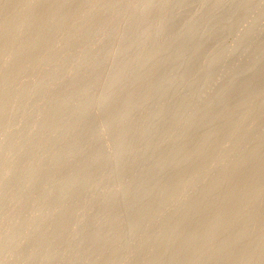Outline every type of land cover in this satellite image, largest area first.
<instances>
[{
	"label": "rangeland",
	"instance_id": "obj_1",
	"mask_svg": "<svg viewBox=\"0 0 264 264\" xmlns=\"http://www.w3.org/2000/svg\"><path fill=\"white\" fill-rule=\"evenodd\" d=\"M178 1L0 0V108L5 110H1L3 116H0V251L3 250L4 254L0 252V264H35V258L36 264L43 260L42 264H153L154 261L163 264L165 257L167 264H174L167 257L169 251H165L172 249L170 252L174 256L177 253L175 246L179 243L182 247V238L189 240L191 237L196 239L195 242L192 238L190 242H183L190 245L194 242L195 245L197 241L195 252L191 249L192 244L189 254V245L186 250L185 244L187 254L182 250L178 251L179 257L175 254L177 258L174 260H179V263L195 264L194 258L196 261L198 258L194 255H203L196 252L198 249L209 255L210 251L216 253L226 246L227 252L222 253L223 257L213 255L216 257L214 259L208 256L205 259L210 260L202 264H231L227 263L228 259L235 260L232 264H264V0H197L201 5L196 4V0H180L183 5ZM179 4L181 7L186 4L187 7L180 8ZM145 6L150 10L145 8L144 12ZM230 6L234 7V12ZM171 16H175L177 21ZM215 16L217 20H214ZM164 20L173 23V28L176 25L175 28ZM163 22L168 24L167 27ZM229 22L228 26L226 23ZM161 23L165 29L170 28L165 35ZM159 27L163 32L159 31ZM205 29H209V33L212 29L216 30L212 32L213 36L210 34L214 40L210 39ZM220 29L223 31L220 32ZM216 35L218 37L215 39ZM206 36H209L208 40H205ZM171 39L174 43H171ZM201 39L204 46L198 42ZM260 44L263 45L259 51ZM230 47L233 49L231 52ZM191 50L192 53L196 51L197 56ZM242 50L244 52H240ZM210 60L213 61L212 65ZM208 64L211 66L208 67ZM195 65L199 67L198 73ZM186 67L190 70L187 71ZM193 67L195 72L192 71ZM184 81L185 86L181 83ZM244 97L249 99L245 98L246 101L242 102ZM213 99L221 102L216 105L213 102L217 101ZM209 103L212 108L208 110V106H205ZM4 104L8 107H4ZM160 113L159 117L154 118ZM216 115L213 120L218 121H213ZM210 117L211 122H208ZM37 129L42 131L38 132ZM143 134H146L145 139L142 138ZM121 138L125 139L124 143ZM118 140L122 142L120 145ZM142 140L145 142L144 149L141 147L144 145ZM159 142H162L161 145ZM147 143L151 144L149 148H146ZM204 143L208 146L202 154L201 146ZM76 146H79V150L75 149ZM124 149L128 154L121 156L124 157L122 160L120 151L123 150L121 155H124ZM142 155L148 158L139 164ZM139 157L141 159H137ZM179 157L181 162L177 161ZM188 157H191L190 161L186 162ZM56 159L66 162L63 164ZM216 160L220 161L214 163ZM124 161L126 163L121 164ZM166 161L170 162L168 168ZM176 162L183 166L177 168ZM159 163L165 164L161 167L167 169L160 171ZM117 164L124 166L117 169ZM227 164L230 167L235 164L236 168L240 166L242 170L239 168L238 172L232 168V171ZM225 165L232 172L231 178L236 179L230 178L234 182L221 176L224 174L228 177V173H224L227 169ZM35 169L38 172H34ZM201 171L203 176L207 172L204 180ZM220 178L233 183V187L228 185L227 188L225 183V193L217 188L226 198L221 197V201H217L221 203L211 208L204 204L211 202V195L205 197L208 201L201 200L204 186L214 187ZM194 179H199V183ZM213 179L218 180H214V183ZM210 180L213 184H208ZM153 182H156L155 186H152ZM192 183L197 186L192 188ZM246 183L251 184V189L244 187ZM27 185L28 189L29 185L32 186L29 192H26ZM168 187H171L172 193ZM175 187L179 188V194ZM233 188L236 191L234 189L233 192ZM149 189L151 195L156 191L151 198V195L148 196ZM137 190L138 193L141 190L142 194L138 196ZM166 194L167 197H163ZM174 194L178 198L176 195L174 198ZM213 196L215 198V194ZM228 196L236 200L238 206L232 200L236 206L232 205L229 209V204L225 206V211H221L224 202L230 200ZM164 198H167L166 202L169 200L167 206ZM133 201L137 205H131ZM155 201L156 205L151 206ZM191 202L193 211H199L202 207L201 211L208 210V214L206 210L203 211L204 215L201 214L202 217L206 216L200 224L198 220L201 216L198 213H191L190 217L185 215L188 213L185 210L191 209ZM145 205L148 207L145 208ZM144 208L147 211L144 212ZM184 211L183 216L187 220L179 216ZM221 212L226 214L222 216ZM214 215L222 218L219 223L216 222L220 225L218 228L215 223V230L212 228L216 220ZM178 217H181L179 221ZM21 220L25 222L21 224ZM143 220L146 223H142ZM39 224L47 228L43 230L39 226L42 232L39 227L34 231L32 228ZM196 232H200L197 237L203 233L200 243L199 238L194 236ZM50 234L57 235L52 239L56 240L54 243L45 239ZM14 235L17 238H13ZM156 235L158 241L157 238L153 239ZM164 236L172 240L168 239L170 242L166 246L164 239L160 241ZM174 237L176 240H173ZM29 243L32 246L29 247ZM151 243L156 246H149ZM209 247L212 249L209 252L204 250ZM213 248L218 249L215 251ZM163 252L166 256H162L165 254ZM47 257L51 258L48 260Z\"/></svg>",
	"mask_w": 264,
	"mask_h": 264
},
{
	"label": "bare ground",
	"instance_id": "obj_2",
	"mask_svg": "<svg viewBox=\"0 0 264 264\" xmlns=\"http://www.w3.org/2000/svg\"><path fill=\"white\" fill-rule=\"evenodd\" d=\"M151 1H152V0H151ZM182 1H184V0H182ZM182 1L179 0L178 2H179L180 4L183 5V2H182ZM196 1H197V0H196ZM207 1H208V0H207ZM184 2H185V1H184ZM187 2H188V1H187ZM190 2H192V1H190ZM193 2L195 3V1H193ZM200 2H201V1H200ZM205 2H206V1H205ZM197 3H199V1H197L196 4H197ZM180 4H179L180 8L187 7L186 4H184V7H183V6L181 7ZM190 4H191V3H190ZM192 4H193V3H192ZM192 4H191V5H192ZM199 4H200V3H199ZM233 4H236V3H233ZM237 4L239 5V2H237ZM237 4H236V5H237ZM191 5H190V6H191ZM200 5H201V4H200ZM236 5H235V7H238V6H236ZM179 6H178V7H179ZM188 7H189V5H188ZM230 7H231V8H230L231 11L233 10V12H234V7H232V6H230ZM142 8H143V7H142ZM142 8H141V9H142ZM145 8H147L148 10H150V9H149L150 7L148 8L147 6H145L144 9H143L144 12H145ZM232 8H233V9H232ZM147 9H146V10H147ZM143 10H141V11H143ZM148 10H147V11H148ZM233 12H232V13H233ZM221 13H222V12H221ZM176 16H177V15H176ZM222 16H223V15H222ZM171 17H172V16H171ZM174 17H175V16H174ZM174 17H172V18L175 19ZM225 17H226V16H225ZM261 17H262V16H261ZM215 18H216V16H215ZM217 18H218V17H217ZM217 18H216V19L213 18V19H214V20H217ZM167 19H168V18H167ZM221 19H222V17H221ZM221 19H220V20H221ZM227 19H229V18H227ZM230 19H232V18H230ZM175 20L177 21V19H175ZM175 20H174V21H175ZM180 20H181V19L178 18V22H180ZM182 20H183V19H182ZM218 20H219V19H218ZM164 21H165V20H164ZM167 21H168V20H167ZM167 21H165V23H166ZM171 21H173V20H171ZM230 21H231V20H230ZM168 22H169V24L171 23L170 21H168ZM178 22H176V23H178ZM182 22H183V21H182ZM182 22H181V24L184 25L183 23H185V21H184L183 23H182ZM213 22H215V21H213ZM218 22H219V21H218ZM163 23H164V22H163ZM163 23H161L160 25H162L161 28H164L165 32H163V29H162V31H160V30H161L160 27H159V31H160V32H163V34L165 35L166 30H167V32H169V31H170V30H169L170 28H169V29H165V27H167L168 24H165V23H164V24L166 25V26L164 27V24H163ZM214 24H215V23H214ZM226 24L229 26L230 22H229V23H226ZM170 25H172V28H173V23L170 24ZM210 25H211V24H210ZM227 25H226V27H227ZM175 26H176V25H175ZM175 26H174V28H175ZM212 26H213V25H211V27H212ZM224 26H225V25H224ZM177 27H178V26H177ZM211 27H210V28H211ZM215 27H216V26H215ZM220 27H222V26H220ZM174 28H173V29H174ZM212 28H213V27H212ZM222 28H223V27H222ZM212 30L214 31V29H212ZM171 31H172V30H171ZM213 31H212V32H213ZM215 31H216V30H215ZM215 31H214V32H215ZM222 31H223V29H222V30L220 29V32H222ZM203 32H204V31H203ZM205 32H208V33H209V29H208V31H207V29H205ZM205 32L203 33L204 36H205ZM212 32L209 33V36H210V34H211V36H213V35H212ZM224 32H225V30H224ZM224 32H223V35H225ZM186 33H187V32H186ZM198 33H199V32H198ZM198 33H197V34H198ZM201 33H202V31H201ZM187 34H188V33H187ZM192 34H193V33H192ZM192 34H191V35H192ZM195 34H196V33H195ZM203 34H201V37L203 36ZM159 35H160V37H161L162 34L159 33ZM181 35H182V34H180V36H181ZM221 35H222V33H220V37H221ZM184 36H185V35H184ZM189 36H190V35H189ZM189 36H186V37L188 38ZM209 36H208V37L206 36L207 38H205V40H208ZM211 36H210V39H213V40H214V38H213V37L211 38ZM226 36H227V35H226ZM162 37H163V36H162ZM194 37H195V36H194ZM217 37H218V35H216L215 39H216ZM222 37H223V36H222ZM222 37H221V38H222ZM174 38H175V37H174ZM181 38L183 39V37H181ZM181 38H179V39H181ZM190 38H192V37L190 36ZM197 38H198V36H197ZM199 38H200V36H199ZM199 38H198V39H199ZM177 39H178V37H177ZM169 40H170V39H169ZM174 40H176V39H174ZM193 40H194V39H193ZM203 40H204V37H203ZM205 40H204V41H205ZM176 41H177V40H176ZM182 41H183V40H182ZM209 41H211V40H209ZM219 41H220V39H219ZM219 41H218V42H219ZM198 42L201 43V46H204V45H202V39H201V41H198ZM206 42H207V41H206ZM171 43H174V41L172 42V39H171ZM195 43H196V41H195ZM203 43H204V42H203ZM209 43H210V42H209ZM214 43H215V42H214ZM215 44H216V43H215ZM195 45H196V44H195ZM207 45H208V44H207ZM261 45H263V44H260V45H259V46H260V48L258 49L259 51L262 50V48H264V47L261 48ZM214 46H215V45H214ZM256 47L258 48V46H256ZM234 48H236V47H234ZM254 48H255V47H254ZM195 49H196V48H195ZM198 49H199V47H198ZM226 49H227V48H226ZM231 49H232V48L230 47V50H229L230 52H231ZM244 49H246V48H244ZM251 49H252V51H254L253 47H251ZM200 50H201V49H200ZM227 50H228V49H227ZM258 50H257V51H258ZM202 51H203V50H202ZM202 51H201V52H202ZM232 51H233V49H232ZM236 51H237V49H236ZM238 51H239V49H238ZM252 51H251V52H252ZM259 51H258V52H259ZM195 52H196V51H193V53H192V50H191V53L194 54V55L197 54V52H196V53H195ZM225 52H226V51H224V53H225ZM234 52H235V51H234ZM240 52H244V51L242 50V51H240ZM245 52H247V50H246ZM251 52H250V53H251ZM227 53L229 54V52H227ZM192 54H190V56H191ZM198 55H199V53H198ZM196 56H197V55H196ZM226 56H227V55H226ZM194 57H195V56H194ZM189 58L191 59L192 57H189ZM215 58H216V57H215ZM187 59H188V58H187ZM193 59H194V58H193ZM188 60H189V59H188ZM212 60H213V59H212ZM189 61H190V60H189ZM210 62H211V60H210ZM210 62H209V63H210ZM212 62H213V61H212ZM212 62L210 63L211 65H212ZM214 62H215V60H214ZM210 64H208V67H209ZM197 65L199 66V63H198ZM197 65H195V66H197ZM200 65H201V64H200ZM211 65H210V66H211ZM198 66H197V67H198ZM190 67H191V66H190ZM201 67H203V66L201 65ZM188 68H189V67H188ZM188 68L186 67L187 71L190 70V69H188ZM184 69H185V68H184ZM200 69H202V68H200ZM191 70H192V68H191ZM180 71H182V70H180ZM192 71L195 72V71H194V67H193V70H192ZM200 71H201V70H200ZM198 72H199V67H198V71H197V73H198ZM181 73H182V72H181ZM183 73H184V72H183ZM197 73H196V74H197ZM17 74H18V73H17ZM226 74H227V73H226ZM226 74L224 73V75H226ZM188 75H189V74H188ZM193 75H194V73H193ZM182 77H183V75H182ZM222 78H224V77L222 76ZM181 83L184 84L185 81H184V82H181ZM162 84H163V83H162ZM186 84H187V83H186ZM159 86H160V85H159ZM169 86H170V85H169ZM169 86H168V87H169ZM172 86H174V84H172ZM172 86H171V87H172ZM179 86H181V84H180ZM182 86H183V85H182ZM184 86H185V84H184ZM173 88H174V87H173ZM168 89H169V88H168ZM176 89H178V88L176 87ZM228 91H229V90H228ZM226 92H227V91H226ZM226 92H224V94H226ZM229 92H232V91L230 90ZM207 93H208V92H207ZM7 94H8V93H7ZM221 94H222V92H221ZM228 94H229V93H227V95H228ZM0 95H1V94H0ZM202 95L204 96L205 94H201V96H202ZM198 96H199V95H198ZM198 96H197V97H198ZM203 96H202V97H203ZM228 96H229V95H228ZM228 96H224V98H225V97H228ZM192 97H193V96H192ZM199 97H200V96H199ZM204 97H206V96H204ZM222 97H223V95H222ZM16 98H17V97H16ZM245 98H246V97H244L243 99H241L242 102H243V100H245ZM247 98H248V97H247ZM247 98H246V99H247ZM1 99H2V98H1ZM24 99H25V98H24ZM38 99H39V98H38ZM248 99H249V98H248ZM12 100H13V99H12ZM52 100H54V99H52ZM214 100L217 101V99H213V101H214ZM21 101H22V100H21ZM40 101H42V100H40ZM245 101H246V100H245ZM16 102H17V101H15V103H16ZM51 102H52V101H51ZM219 102H221V100H218L217 102H213V103H216V105H217ZM222 102H223V101H222ZM10 103H13V102H10ZM211 103H212V102H211ZM213 103H212V106H213ZM16 104H17V103H16ZM52 104H53V102H52ZM8 105H9V102H8ZM53 105H54V104H53ZM61 105H62V104H61ZM64 105H65V104H64ZM9 106H10V105H9ZM16 106H17V105H16ZM36 106H37V105H36ZM47 106H48V105H47ZM51 106H52V105H51ZM66 106H67V104H66ZM207 106H208V107H207ZM210 106H211V105H210V103H209L208 105L206 104L205 107H207V109L209 110L210 108H212V107H210ZM4 107H8V106H5V104H4ZM12 107H14V106H12ZM12 107H11V108H12ZM27 107H28V106H27ZM31 107H33V106H31ZM48 107H49V106H48ZM63 107H64V106H63ZM209 107H210V108H209ZM213 107H214V106H213ZM22 108H23V107H22ZM65 108H66V107H65ZM201 108H202V107H201ZM203 108H204V107H203ZM7 109H8V108H6V111H7ZM28 109H29V108H28ZM204 109L207 110L206 108H204ZM204 109H202V110H204ZM1 110H4V108H3V107H2V109L0 108V116H3V114H2L3 112H2ZM13 110H14V109H13ZM202 110H201V112H202ZM258 110H260V108H259ZM4 111H5V110H4ZM27 111H28V110H27ZM27 111H26V113H27ZM197 111H198V110H197ZM197 111H196V113H197ZM21 112H22V110H21ZM21 112H20V113H21ZM160 112H161V111H160ZM201 112H198V114H200ZM203 112H204V111H203ZM205 112H208V111H205ZM196 113H195V115H197ZM1 114H2V115H1ZM4 115H5V114H4ZM54 115H55V114H54ZM78 115H79V114H78ZM81 115H83V114H81ZM81 115H80V116H81ZM84 115H85V113H84ZM84 115H83V116H84ZM160 115H161V113L158 114V116H157V115H156V116L154 115V116H155L154 118L159 117ZM51 116H52V115H51ZM55 117H56V116H55ZM215 117H217V115L214 116V117L212 118V120H213ZM3 118H4V117H3ZM61 118H63V117H61ZM0 120H1V119H0ZM3 120H4V119H3ZM51 120H52V119H51ZM215 120H217V119H215ZM215 120H213V121H215ZM1 121H2V120H1ZM1 121H0V122H1ZM15 121H16V119L14 120V122H15ZM217 121H218V120H217ZM10 122H12V121H10ZM14 122H13V123H14ZM208 122H211V117L209 118V121H208ZM14 124H16V123H14ZM7 125H8V124H7ZM5 126H6V125H5ZM9 126H10V125H9ZM12 127H13V126H12ZM16 127H17V126H16ZM42 128H44V127L42 126ZM56 129H57V128H56ZM71 129H72V128H71ZM71 129H70V132H71ZM22 130H23V129H22ZM28 130H29V129H28ZM35 131H36V130H35ZM37 131H38V129H37ZM40 131H42V130H40ZM40 131H38V132H40ZM44 131H47V130H44ZM44 131H43V132H44ZM48 131H49V130H48ZM66 131H68V130H66ZM28 132H29V131H28ZM56 132H57V131H56ZM60 132H61V131H60ZM72 132H74V131L72 130ZM75 132H77V131H75ZM35 133H36V132H35ZM35 133H34V135H35ZM52 133H53V131H52ZM57 133H58V132H57ZM61 133H62V132H61ZM61 133H60V134H61ZM65 133H66V132H65ZM141 133H144V131H142ZM28 134H29V133H28ZM40 134H46V133H40ZM62 134H63V133H62ZM6 135H7V134H6ZM38 135H39V134H37V136H38ZM54 135H55V134H54ZM79 135H80V134H79ZM145 135H146V134H145ZM145 135H144V134H143V136L141 135L142 138H144ZM44 136H45V135H44ZM58 136H59V135H58ZM208 136H209V135H208ZM208 136H207V137H208ZM4 137H5V133H4ZM18 137H19V135H18ZM34 137H35V136H34ZM55 137H57V136L55 135ZM149 137H150V136H149ZM166 137H168V136H166ZM209 137H210V138H209ZM209 137H208L209 140H211V139H212V138H211V134H210ZM6 138H7V137H6ZM24 138H25V137H23V140H24ZM38 138H39V136H38ZM122 138H123V136H122ZM122 138H121V139H122ZM29 139H30V138H29ZM33 139H34V138H33ZM33 139H32V140H33ZM56 139H57V138H56ZM58 139H59V137H58ZM60 139H61V138H60ZM144 139H145V138H144ZM164 139H165V137H164ZM182 139H183V138H182ZM182 139H181V140H182ZM9 140H10V139H9ZM23 140H22V143H23ZM27 140H28V139H27ZM30 140H31V139H30ZM37 140H38V139H37ZM122 140H123V139H122ZM166 140H168V138H167ZM166 140H165V141H166ZM206 140H207V139H206ZM42 141H43V140H42ZM47 141H48V139H47ZM47 141H45V142L48 143L49 141H48V142H47ZM56 141H57V140H56ZM124 141H125V139H124L122 142L124 143ZM182 141H183V140H182ZM4 142H8V141H5V140H4ZM36 142H37V141H36ZM38 142H40V140H39ZM58 142H59V140H58ZM118 142H119V145H120V143H122L121 140H120V141L118 140ZM118 142H117V144H118ZM142 142H144V140H142ZM151 142H152V140H151ZM151 142H150V143H151ZM155 142H156V141H155ZM9 143H10V142H9ZM41 143L44 144V142H41ZM150 143H147L148 146H147V144H146V146H147L146 148H149V144H150ZM161 143H162V142H161ZM161 143L159 142L158 144L161 145ZM2 144H4V143L2 142ZM25 144H26V143H25ZM34 144H35V143H34ZM77 144H78V143H77ZM152 144H153V143H152ZM155 144H157V142H156ZM204 144H205V143H204ZM204 144L201 146V147H202V151H201L202 154L205 153L203 150L206 149L205 147L208 146V144H207V145L205 144V146H204ZM232 144H233V143H232ZM10 145H11V144H10ZM28 145H29V144H28ZM150 145H151V144H150ZM44 146H45V144H44ZM47 146H48V145H47ZM121 146H122V145H121ZM144 146H145V142H144V145H143V146L141 145V147L143 148ZM203 146H204V147H203ZM231 146L233 147L234 144L231 145ZM231 146H229V147H231ZM229 147H228L227 150H229ZM34 148H35V147H34ZM44 148H45V147H44ZM118 148H119V146H118ZM142 148L139 147V149H142ZM36 149H37V147H36ZM75 149H78V150H79V146H78V148H77V146H76ZM75 149L73 148V151H72V152H74ZM120 149H123V148H120ZM120 149H119V150H120ZM143 149H144V148H143ZM9 151H10V150H9ZM13 151H14V150H13ZM49 151H50V150H49ZM76 151H77V150H76ZM21 152H22V151H21ZM35 152H36V150H35ZM35 152H34V153H35ZM122 152H123V150H122ZM122 152L120 151L121 154H122ZM125 152H126V154H124V155H121V154L119 153V154H120V157H121V156H126V155L128 154V153H127L128 151H127L126 149H124V153H125ZM34 153H33V154H34ZM46 153H47V152H46ZM63 153H64V152H63ZM1 154H2V153H1ZM64 154H65V153H64ZM192 154H193V153H192ZM192 154H189L188 156H191L192 158H194V157L192 156ZM10 155H11V154H10ZM38 155H39V154H38ZM44 155H45V154H44ZM48 155H50V153H49ZM67 155H68V154H67ZM67 155H66V156H67ZM97 155H98V153H97ZM97 155H96V156H97ZM99 155H100V154H99ZM99 155H98V157H99ZM15 156H16V155H15ZM26 156H27V155H26ZM57 156H59V154H58ZM96 156H95V157H96ZM135 156H136V155H135ZM139 156H140V154H139ZM144 156H145V153H144ZM147 156H148V155H147ZM184 156H185V155H184ZM184 156H183V157H184ZM203 156H204V155H203ZM20 157H21V156H20ZM98 157H97V158H98ZM183 157H182V158H183ZM191 157H188L189 160H187V161H186L187 158H185L184 162H185V161H186V162H189ZM45 158H46V157H44V160H45ZM61 158H62V156H61ZM64 158H65V157H64ZM66 158H67V157H66ZM121 158H122V157H121ZM121 158H120V159H121ZM145 158L147 159L148 157H145ZM145 158H143V155H142V160H139V161H138L139 164H140V163L143 161V159H145ZM180 158H181V157H179V159H178V160L176 159V160L179 161ZM3 159H4V158H3ZM18 159H20V158H18ZM38 159H39V158H38ZM41 159H42V158H41ZM93 159H94V158H93ZM123 159H124V157L122 158V160H123ZM135 159H136V158H135ZM137 159H141V158L139 157V158H137ZM137 159H136V161H137ZM165 159H166V158H165ZM183 159H184V158H183ZM32 160H33V159H32ZM34 160H35V159H34ZM36 160H37V159H36ZM66 160H67V159H66ZM118 160H119V159H118ZM122 160H121V161H122ZM125 160H127V159H125ZM162 160H163V159H162ZM181 160H182V159H181ZM181 160H180V162H181ZM192 160H193V159H192ZM5 161H6V160H5ZM5 161H4V162H5ZM15 161H16V159H15ZM29 161H30V160H29ZM56 161H60V159H59V160L56 159ZM62 161H63V160H62ZM62 161H60V162H62ZM91 161H92V160H91ZM133 161H134V160H133ZM159 161H160V160H159ZM218 161H220V160H216V161H214V163H216V162H218ZM240 161H241V160H240ZM16 162H17V161H16ZM41 162H42V161H41ZM64 162H66V161H64ZM64 162H62V163L64 164ZM138 162H137V164H138ZM186 162H185V163H186ZM5 163H6V162H5ZM8 163H9V162H8ZM58 163H59V162H58ZM58 163H57V166H58ZM92 163H93V162H92ZM118 163H119V162H118ZM125 163H126V161H124V163H121V164H125ZM132 163H133V162H132ZM165 163H166V165H165V164H163V165H165V166L167 167V166L169 165L170 162L167 163V161H166ZM185 163H182V164H185ZM17 164H18V163H17ZM37 164H38V163H37ZM54 164H55V162H54ZM83 164H86V165H87V163H83ZM121 164H119V165L117 164V165L119 166V168L117 167V169H120V167L123 168L124 165H121ZM156 164H157V163H156ZM159 164H160V163H159ZM159 164H158V165H159ZM161 164H162V161H161ZM161 164L159 165L160 167L163 166V165H161ZM179 164H180V163H179ZM179 164H178V162H176V167L179 166ZM208 164H210V163H208ZM211 164H212V163H211ZM40 165H41V164H40ZM120 165H121V166H120ZM213 165H214V164H213ZM232 165H234V167H233V166L230 167L231 165L229 166V165L227 164V166H229V167L231 168V170L233 171V169H235L236 167H235V164H232ZM14 166H16V165H14ZM17 166H18V165H17ZM34 166H35V165H34ZM43 166H44V164H43ZM46 166H47V165H46ZM75 166H76V165H75ZM88 166H89V164L87 165V167H88ZM153 166H154V165H153ZM153 166H152V167H153ZM169 166H170V165H169ZM171 166H172V165H171ZM174 166H175V164H173V167H174ZM182 166H183V165H182ZM182 166H179V167H182ZM207 166H208V165H207ZM209 166H211V165H209ZM214 166H215V165H214ZM227 166L225 165V167L227 168V169H226L227 171H226L225 169H224L225 171H224V170H223V171H224V173H225V172L228 173V177H227V175H224L223 173H222L223 175H221V176H225L226 180L228 181V180L231 178V173H232V172H231V170L228 169ZM29 167H30V166H29ZM39 167H40V166H39V164H38V168H39ZM50 167H51V166H50ZM76 167H77V166H76ZM83 167H84V166H83ZM132 167L134 168V165H132ZM179 167H177V168H179ZM19 168H20V167H19ZM22 168H26V167H22ZM38 168H37V170H38ZM48 168H49V166H48ZM155 168H157V166H156ZM162 168H164V167H161V168H160V169H161L160 171H162ZM167 168H168V167H167ZM167 168H166V169H167ZM206 168H207V167H206ZM210 168H211V167H210ZM213 168H214V167H213ZM232 168H233V169H232ZM239 168H240V166H239ZM239 168H236V171L239 172V170H242L241 168H240V169H239ZM242 168H244V167L242 166ZM26 169H27V168H26ZM39 169H40V168H39ZM49 169H50V168H49ZM51 169H53V168H51ZM58 169H59V168H58ZM164 169H165V168H164ZM166 169H165V170H166ZM203 169H205V168H202V170H203ZM207 169H208V168H207ZM238 169H239V170H238ZM244 169H245V168H244ZM244 169H243V170H244ZM32 170H33V169H32ZM37 170L35 169L34 172H38ZM0 171H1V170H0ZM42 171H43V170H41V173H42ZM119 171L121 172V171H123V170H119ZM163 171H164V170H163ZM203 171H205V170H203ZM203 171H201V176H202V178L205 177V174L207 173V172H206V173L204 172V176H203V174H202ZM24 172H25V171H24ZM73 172H74V170H73ZM75 172H76V171H75ZM75 172H74V173H75ZM209 172H210V171H208V174H210ZM240 172H241V171H240ZM242 172H243V171H242ZM27 173H28V172H27ZM146 173H147V172H145V174H146ZM199 173H200V171H199ZM226 173H225V174H226ZM229 173H230V176H229ZM0 174H1V173H0ZM22 174H23V172H22ZM34 174H35V173H34ZM42 174H44V173H42ZM145 174H144V173H143V174L141 173V175H145ZM208 174H207V176H208ZM1 175H2V174H1ZM78 175H79V174H78ZM78 175H77V176H78ZM161 175H163V173H162ZM5 176H8V174H6ZM26 176H27V174H26ZM197 176H199V174H197ZM207 176H206V177H207ZM0 177H1V176H0ZM27 177H28V176H27ZM75 177H76V176H75ZM75 177H74V178H75ZM232 177H233V176H232ZM234 177H235V176H234ZM76 178H77V177H76ZM80 178H81V177L79 176V179H80ZM197 178H198V177H197ZM200 178H201V177H200ZM208 178H209V177H208ZM13 179H14V178H13ZM28 179H29V178H28ZM191 179H192V178H191ZM231 179L234 180L235 178H231ZM231 179H230V180H231ZM0 180H1V179H0ZM20 180H21V179H20ZM23 180H24V179H23ZM67 180H68L67 183L70 182V178H69V177L67 178ZM194 180L196 181V179H194ZM201 180H202V179H201ZM203 180H204V178H203ZM214 180L217 181L218 179H213V181H214ZM226 180L224 181V178H223V180H222V178H220L219 182H218L217 185L214 186V187H213L212 185H211V187H210V185L208 186L207 184H206V186H204L205 188L208 186V189H206V192H205V188H204V194H203L204 197L202 196V197H201V200L203 199L204 201H208L209 199H208V200H206V199L209 198V197H208L209 195H211V198H210V199H212V200L214 201V202H213L212 200H210L211 202H209V203H207V204H206V202L204 203V201H203V203H204L205 205H210L209 207H211V208H215L214 206H217L219 203H221V202H218V203H217V201H221V197L226 198V197L224 196V194H223V193L220 194L221 191L218 190V189L220 188V189H223L222 192H224V193L226 192V191H224V190H226V187H225V189H224L225 183H227ZM233 180H231V182H234ZM235 180H236V179H235ZM3 181H4V179H3ZM26 181H27V180H26ZM35 181H36V180H35ZM76 181H77V180H75V182H76ZM80 181H81V180H80ZM80 181H77V182H80ZM82 181H83V180H82ZM133 181H135V180H132V182H133ZM184 181H186V180H184ZM184 181H183V183H184ZM197 181H198V183H199V179H198ZM197 181H196V182H197ZM211 181H212V180H210V182H208V184H213V182L211 183ZM216 181H214V183H215ZM221 181H222V182H221ZM29 182H30V180H29ZM65 182H66V181H65ZM65 182H64V183H65ZM86 182H87V180H86ZM190 182H191V180H190ZM83 183H84V182H83ZM151 183H152V182H151ZM179 183L181 184V182H179ZM183 183H182V184H183ZM193 183H194V182H193ZM193 183H192V186H193L194 184H197V183H194V184H193ZM228 183H229V184H228ZM228 183L226 184V185H227V188H228V185H229V186L231 185L230 187L232 188V187H233V183H231V184H230V182H228ZM250 183H251V182H250ZM250 183H246V185H245L244 187H246V189H248V188L251 189V186H250V185H251L252 183H251V184H250ZM23 184H24V183H23ZM32 184L34 185V183H31V185H32ZM35 184H37V183H35ZM38 184H39V183H38ZM68 184H69V183H68ZM85 184H86V183H85ZM149 184H150V183H149ZM185 184H186V183H185ZM185 184H184V185H185ZM3 185H4V184H3ZM50 185H52V183H51ZM70 185H71V184H69L68 186H70ZM72 185H73V181H72ZM82 185H83V184H82ZM155 185H156V182H153V185H152V186H155ZM187 185H188V184H187ZM189 185H190V183H189ZM4 186H5V185H4ZM37 186H38V185H37ZM66 186H67V185H66ZM74 186H75V183H74L73 187H74ZM145 186L147 187L146 184L144 185V188H145ZM196 186H197V185H196ZM196 186L194 185V187H192V188H195ZM1 187H2V185H1ZM1 187H0V189H1ZM30 187L32 188V186L29 185V189H31ZM48 187H49V186H48ZM53 187H54V184H53ZM150 187H151V186H150ZM199 187H200V186H199ZM241 187H242V186H241ZM244 187H243V188H244ZM252 187H253V186H252ZM4 188H5V187H3V189H4ZM25 188H26V187H25ZM81 188H82V187H81ZM81 188H78V190L81 189ZM142 188H143V187H142ZM152 188H154V187H152ZM152 188H151V189H152ZM168 188L170 189V192L172 193V191H171V190H172L171 187H168ZM172 188H174V187H172ZM175 188H176V187H175ZM187 188H188V187H187ZM217 188H218V189H217ZM243 188H242V189H243ZM21 189H22V188H21ZM29 189H28V185H27V188H26L27 191H26V192H29ZM47 189H48V188H46V190H47ZM66 189H68V188L66 187ZM71 189H72V186H71V188H69V190L71 191ZM73 189H74V188H73ZM147 189H148V188H147ZM147 189L145 188V190H147ZM164 189H166V188H164ZM164 189H163V190H164ZM176 189H177V188H176ZM201 189H202V188H201ZM215 189H217V190H215ZM234 189H235V188H233V192H234ZM236 189H237V187H236ZM236 189H235V191H236ZM15 190H16V189H15ZM36 190H37V189H36ZM161 190H162V189H161ZM163 190H162V191H163ZM178 190H179V188L177 189V191H178ZM181 190H182V188H181ZM181 190H180V192H181ZM199 190H200V188H199ZM1 191H2V189H1ZM18 191H19V190L17 189V192H18ZM42 191H43V189H42ZM153 191H154V190H152L151 192L153 193ZM173 191H174V190H173ZM243 191H244V190H243ZM12 192H13V191H12ZM14 192H15V191H14ZM30 192H31V191H30ZM65 192H66V191H65ZM136 192H137V193H136ZM136 192H135V193L139 196V194L141 193V190H140L139 193H138V190H137ZM142 192H146V191H142ZM164 192H166V190H165ZM164 192H163V193H164ZM170 192H169V195H171ZM202 192H203V191H201L200 193L202 194ZM211 192H212L213 194H215V198H214V196L212 197L213 194H212ZM15 193H16V192H15ZM66 193H67V192H66ZM66 193L63 192V194H66ZM70 193H71V192H70ZM70 193H68V194H70ZM135 193H134V194H135ZM147 193H148V192H147ZM149 193H150V189H149ZM149 193H148V196L151 195V193H150V194H149ZM155 193H156V191H155L153 194H155ZM167 193H168V191H167ZM184 193H185V192H184ZM184 193H183V194H184ZM194 193H195V192H194ZM207 193H210V194H208V195L206 196L205 194H207ZM38 194H39V193H38ZM141 194H142V193H141ZM141 194H140V195H141ZM153 194H152V195H153ZM178 194H179V191H178ZM12 195H14V194H12ZM41 195H42V194H40V197H41ZM54 195H55V194H54ZM58 195L61 196V194H58ZM58 195H57V196H58ZM152 195L150 196V198L152 197ZM169 195H168V196H169ZM175 195H176V194H174V196H173L174 198H175ZM185 195H186V194H185ZM230 195H231V192H230ZM20 196H22V195H20ZM23 196L26 197V195H23ZM67 196H68V195H67ZM171 196H172V195H171ZM231 196H232V195H231ZM231 196H230V197H231ZM14 197L16 198V195H14ZM27 197H28V196H27ZM27 197H26V198H27ZM49 197H50V196H49ZM49 197H48V198H49ZM146 197H147V196H146ZM161 197H162V196H161ZM163 197H167V194L164 195ZM176 197H177V195H176ZM182 197H183V196H182ZM182 197H181V198H182ZM205 197H207V198H205ZM228 197H229V196H228ZM230 197H229L230 200L227 198V199L229 200L228 202L225 201V202H227V205H225V202H224V206H223V208L221 209V211H222V210L225 211V210H224L225 206H228L229 204H230V205L228 206L229 209H230V207H231L232 205H233V206H236V205H237V202H235L236 200H234V199L232 198V200H234V203L236 204V205H234V203H233V201L231 200ZM232 197H233V196H232ZM242 197H243V196H242ZM63 198H64V197H63ZM88 198H89V197H87V199H88ZM134 198H135V196L133 195V199H134ZM144 198H145V197H144ZM155 198H156V197H155ZM168 198L170 199L171 197H168ZM177 198H178V197H177ZM189 198H190V197H189ZM204 198H205V199H204ZM39 199H40V198H39ZM43 199H44V198H43ZM140 199H141V198H139L138 200H140ZM145 199H146V198H145ZM152 199H153V198H152ZM159 199H160V198H159ZM161 199H162V198H161ZM161 199H160V200H161ZM166 199H167V198H166ZM166 199L164 198L163 200H165V202H166ZM179 199H180V198H179ZM227 199H226V200H227ZM242 199H243V198H242ZM244 199H246V198H244ZM244 199H243V200H244ZM10 200H11V199H10ZM19 200H20V199H19ZM50 200H51V198H50ZM50 200H49V202H50ZM59 200H61V201L63 202L62 199H59ZM136 200H137V199H136ZM142 200H143V197H142ZM147 200L150 201L149 199H147ZM154 200H155V199H154ZM163 200H162V201H163ZM180 200H181V199H180ZM190 200H191V199H190ZM196 200H197V199H196ZM239 200H240V199H239ZM47 201H48V200H47ZM89 201H90V200H89ZM140 201H141V200H140ZM152 201H153V200H152ZM162 201H161V202H162ZM171 201H172V200H171ZM171 201H170V202H171ZM223 201H224V199H223ZM245 201H246V200H245ZM245 201H244V202H245ZM12 202H13V201H12ZM39 202H40V201H39ZM137 202H138V201H137ZM158 202H159V201H158ZM161 202H160V204L162 205ZM163 202H164V201H163ZM165 202H164V204L166 205L167 202H169V200H167L166 203H165ZM247 202H248V201H247ZM14 203H15V202H14ZM19 203H20V202H19ZM19 203H18V204H19ZM23 203H24V202H23ZM89 203H90V202H89ZM134 203H135V204H134ZM171 203H172V202H171ZM177 203H178V202H177ZM213 203H214V204H213ZM216 203H217V205H216ZM240 203H243V201H242V202L240 201ZM10 204H11V203H10ZM25 204H26V203H25ZM36 204H37V203H36ZM50 204H51V203H50ZM178 204H179V203H178ZM195 204H196V202H195ZM238 204H239V203H238ZM40 205H41V204H40ZM131 205H137V203L133 201V204H131ZM131 205H130V206H131ZM155 205H156V201H155L154 205H151V206H155ZM158 205H159V203H158ZM191 205H192V202H191L190 206H191ZM239 205H240V204H239ZM16 206H17V205H16ZM34 206H36V205H34ZM159 206H160V205H159ZM166 206H167V205H166ZM220 206H221V205H220ZM237 206H238V205H237ZM24 207H26V206L24 205ZM45 207H47V206H45ZM50 207H51V206H50ZM144 207L147 208L148 206L146 207V205H145ZM188 207H189V206H188ZM194 207L196 208V205H194ZM198 207H199V204H198ZM201 207H202V205H201ZM221 207H222V206H221ZM17 208H18V207H17ZM32 208H33V206H32ZM128 208H130V207H128ZM145 208H144V212L147 211V210H145ZM162 208H163V207H162ZM195 208H194V209H195ZM219 208H220V207H219ZM219 208H218V209H219ZM5 209H6V208H5ZM10 209H12V208H10ZM15 209H16V208H15ZM15 209H14V210H15ZM34 209H35V208H34ZM47 209H49V208L47 207ZM134 209H135V208H134ZM134 209L131 208V210H134ZM191 209H192V212H191ZM191 209H189V208L186 209L185 211L188 210V213L185 214V211H184V212H182V214H179V216L182 215V218H185V219H186V216H185V215L188 214V217H190L189 214H191V213L193 214L194 212H195V213H198V215L201 216V217L199 218V220H198V221H199V224H200V222H201V220L203 219V217L206 216V215H205V216L202 217V215H204V214H203V211H205L206 209L203 210V211H201V210L203 209V207H202V209H200L199 211H193L192 206H191ZM198 209H199V208H198ZM225 209H226V208H225ZM21 210H22V209H21ZM36 210H37V209H36ZM71 210H72V209H71ZM195 210H197V208H196ZM16 211H17V210H16ZM16 211H15V212H16ZM29 211H30V210H29ZM43 211H44V210H42V213H44ZM149 211H150V210H149ZM200 211H201L202 213H201ZM207 211H208V210L205 211L206 214H208ZM219 211H220V210H218V214L220 213ZM10 212H11V211H10ZM56 212H57V211H56ZM199 212H200V213H199ZM0 213H1V212H0ZM34 213H35V212H34ZM42 213H41V214H42ZM222 213H223V214H222ZM224 213L226 214V212H221L222 216L225 215ZM41 214H40V215H41ZM183 214H185V215L183 216ZM201 214H202V215H201ZM218 214H217V215H218ZM14 215H15V214H14ZM38 215H39V214H38ZM32 216H33V215H32ZM44 216L46 217V214H44ZM177 216H178V215H177ZM195 216H196V215H195ZM214 216H215V215H214ZM218 216H219V215H218ZM218 216H215V219H216V220L214 219V220H215V222H213L214 225H213V227L211 226L214 230L216 229V227L218 228V227L220 226V225H217V223H219V221L222 220V218H221V217L219 218ZM52 217H54V214H53ZM35 218H36V217H35ZM180 218H181V217H180ZM180 218L178 217V218H177V221H179ZM192 218H194V217H192ZM217 218H218L219 220H217ZM46 219H47V218H46ZM48 219H49V218H48ZM52 219H53V218H52ZM56 219H57V217H56L55 219H53V221H55ZM143 219H144V218H143ZM185 219H184V221H185ZM25 220H26V219H25ZM25 220H21V221H22L21 224H23V221L25 222ZM29 220H30V218L28 219V221H29ZM34 220H35V219H34ZM146 220H148V219H146ZM181 220H182V219H181ZM186 220H187V219H186ZM196 220H197V219H196ZM38 221H39V220H38ZM139 221H140V220H139ZM139 221H138V222H139ZM144 221H145V220H143V221H141V222H142V223H146V221H145V222H144ZM198 221H196V222L198 223ZM11 222H12V221H11ZM16 222H17V221H16ZM29 222H30V221H29ZM29 222H28V223H29ZM35 222H36V221H35ZM49 222H50V221H49ZM141 222H140V223H141ZM181 222H182V221H181ZM216 222H217V223H216ZM13 223H15V222H13ZM18 223H20V221H19ZM30 223H31V222H30ZM54 223H55V222H54ZM54 223H52V224H54ZM197 223H196V225L198 226ZM215 223H216L217 226L215 225ZM15 224H16V223H15ZM32 224H33V223H32ZM48 224H49V223H47V225H48ZM52 224H51V225H52ZM57 224H58V223H57ZM138 224H139V223H138ZM138 224H136V225H138ZM34 225H35V224H33V227H34ZM47 225H46V226H47ZM58 225H59V224H58ZM133 225H134V224H133ZM133 225H132V226H133ZM11 226H12V225H11ZM39 226H41V225H40V224H39V225H36L35 228H32V229L35 231L36 229H38ZM52 226H53V225H52ZM139 226L141 227V225H138V227H139ZM215 226H216V227H215ZM15 227H16V226H15ZM15 227H13V229H14ZM19 227H20V226H19ZM23 227H24V226H23ZM30 227H32V226H30ZM42 227H43V226H41V229H42ZM44 227H45V226H44ZM44 227H43V230H44ZM49 227H50V226H49ZM135 227H136V226H135ZM3 228H4V227H3ZM45 228H47V227H45ZM53 228H54V226H53ZM212 228H211V230H212ZM4 229H5V228H4ZM130 229H131V228H130ZM176 229H177V228H176ZM209 229H210V228H209ZM48 230H49V229H48ZM55 230H56V228H55ZM55 230H54V231H55ZM131 230L134 231V230H136V229H131ZM137 230H138V229H137ZM177 230H178V229H177ZM177 230H176V231H177ZM12 231H13V230H12ZM29 231L31 232L32 230H29ZM39 231H41V230H40V227H39ZM39 231H38V232H39ZM171 231H173V230H171ZM209 231H210V230H209ZM209 231H208V232H209ZM212 231H213V230H212ZM0 232H1V231H0ZM4 232H5V231H4ZM16 232H17V231H16ZM18 232H19V231H18ZM23 232H24V231H23ZM41 232H42V231H41ZM169 232H170V231H169ZM178 232H180V230H179ZM178 232H177V234H178ZM203 232H204V231H203ZM205 232H206V230H205ZM205 232H204V234H205ZM210 232H211V231H210ZM13 233H14V231H13ZM20 233H21V232H20ZM27 233H28V232H27ZM44 233H46V232H44ZM175 233H176V232H175ZM175 233H174V234H175ZM196 233H197V234H195L194 236H196L197 239L199 238V239H198V242L200 243L201 238H202V236H203V233H202V236L199 235V237H197V235L200 234V232H196ZM2 234H3V233H2ZM23 234H24V233H23ZM32 234H33V233H32ZM37 234H38V233H37ZM57 234H58V232H57ZM160 234H161V233H160ZM160 234H158V236H161ZM163 234H166V232L163 233ZM180 234H181V233H180ZM30 235H31V234H30ZM44 235H46V234H44ZM172 235H173V233H172ZM10 236H13V234H12V235L10 234ZM10 236H8L7 238H9ZM27 236H28V235H27ZM31 236H32V235H31ZM40 236H41V234H40ZM40 236H39V238H40ZM54 236L56 237L57 235H55V234H52V235H51V234H50L49 236H47V237L49 238V240H47V239H48L47 237H45V239H46V241H49V242H50V241H53L52 239L54 238ZM156 236H157V235H156ZM156 236H155V237L153 236V239H156V238H157L156 241H158V236H157V237H156ZM169 236H170V235H169ZM204 236H207V235L205 234ZM4 237H5V236H4ZM32 237H33V236H32ZM35 237H38V235L35 236ZM164 237H165V236H164ZM164 237L161 238L162 240H160V241H163V239H164V240H165V241H163V242H165L164 246H166V244H167V245L169 244L168 241L171 240V239L167 238L168 236L165 237V238H164ZM172 237H173V236H172ZM175 237H176V236H175ZM175 237L173 238V240H176ZM7 238L5 239L6 241H7ZM13 238H17V235H14ZM22 238H24V237H22ZM191 238H192V237H191ZM191 238H190V239H191ZM11 239H12V238H11ZM27 239H28V238H27ZM37 239H38V238H37ZM129 239H130V238H129ZM168 239H169V240H168ZM186 239H187V238H185L184 240L190 242V241H189L190 239H189V240H186ZM0 240H1V238H0ZM12 240H13V239H12ZM14 240H15V239H14ZM14 240H13V241H14ZM23 240H24V239H23ZM166 240H167V241H166ZM184 240H183V238H182V241H181V242H182L181 244H182L183 249H182V247L180 246L179 243H178L179 246H178V245L175 246V247H176L175 249H176L177 253H174V256H173V254L171 255V252H170L172 249H169V250L165 251V252H168V251H169L170 255L168 254L167 257L169 256V257H170V261L173 260V262H175L174 264H178V263L180 262L179 260H174V259H176L177 257L180 256V255H179V252H181V250H182L183 253L185 254V252H186L185 249H186V250L188 249V248H187V245H189V246H188V247H189V249H188L189 254L191 253L190 246L195 242L196 239H193V238H192V241H194V242L191 243V245H190V243L188 244V243L186 242V243H185V244H186V247H185V244H184V242H185ZM19 241H20V240H19ZM27 241H28V240H27ZM54 241H56V240L54 239ZM54 241H53V243H54ZM130 241H131V240H130ZM171 241H172V240H171ZM183 241H184V242H183ZM2 242H3V241H2ZM24 242H25V241H24ZM24 242H23V243H24ZM28 242H30V241H28ZM39 242H40V241H39ZM39 242H37L38 245H39ZM42 242H43V241H42ZM126 242H128V240L125 241L124 243H126ZM163 242H162V244H163ZM169 242H170V241H169ZM19 243H21V242H19ZM19 243H18V244H19ZM30 243H31V242H30ZM30 243H29V247L32 246ZM35 243H36V242H35ZM43 243H44V242H43ZM149 243H150V242H149ZM149 243H147V244H149ZM157 243H158V242H157ZM1 244H2V243H1ZM8 244H9V243H8ZM24 244H27V243L25 242ZM32 244H33V242H32ZM50 244H52V243H50ZM183 244H184V245H183ZM196 244H197V241H196ZM196 244H195V245H196ZM4 245H5V244H4ZM36 245H37V244H36ZM151 245L154 246L155 243H153V244L151 243L149 246H151ZM195 245L193 244V247H191V249L194 250V247H196ZM222 245H223V243H222ZM224 245H225V244H224ZM224 245H223V246H224ZM2 246H3V245H2ZM27 246H28V244H27ZM27 246H26V247H27ZM41 246H42V244L40 245V247H38V250L41 249ZM155 246H156V245H155ZM160 246H161V245H160ZM12 247H13V246H12ZM16 247H17V246H16V244H15V248H16ZM19 247H20V246H19ZM19 247H18V248H19ZM23 247H24V246H23ZM34 247H35V245H34ZM34 247H33V248H34ZM147 247H148V246H147ZM177 247H178V248L181 247V249L178 250ZM184 247H185V249H184ZM220 247H221V246H220ZM13 248H14V247H13ZM36 248H37V247H36ZM141 248H142V249H140V250L143 251V249L146 248V246H145L144 248H143V247H141ZM158 248L161 249V248L159 247V245H158ZM218 248H219V246H218ZM218 248H216V249L213 248V250L216 251ZM226 248H227V247L224 246V247L218 249L219 251L217 250L216 253H213V252L211 253V251H210V254H209V255H208L207 253L205 254V253L202 252V251L200 252L199 249H198V250H196V252H197V253H198V252H199V253H202L203 255H201V256H199V255H194L195 257L197 256L198 261H199V262L196 261V258H194V259H195L194 262H196L195 264H197V263H198V264H202L203 262H206V261L208 262V260H210V259H205V258L208 257V256H210V257H214V259H215L216 257L213 256V255H217V256H218V255H221V256L223 257V254H222V253H225ZM6 249H7V248H6ZM19 249H20V248H19ZM19 249H18V251H20ZM45 249H47V248H45ZM201 249H203V248H201ZM206 249H207V250H206ZM228 249H229V248H228ZM14 250H15V249H14ZM48 250H49V249H48ZM48 250H47V251H48ZM204 250L209 252V250H212V249H210V247H209V248H205ZM1 251H2V253H1V255H2V254H3V250H1ZM1 251H0V252H1ZM7 251H8V250H7ZM11 251L13 252V249H12V248H11ZM47 251H46V252H47ZM149 251L151 252V250H149ZM174 251H175V250H174V248H173V251H172V252H174ZM178 251H179V252H178ZM184 251H185V252H184ZM188 251H187V252H188ZM8 252H9V251H8ZM8 252H7V253H8ZM44 252H45V251H44ZM147 252H148V251H147ZM150 252H149V253H150ZM165 252H163V253H165ZM187 252H186V254H187ZM194 252H195V250H194ZM226 252H227V251H226ZM15 253H16V251H15ZM19 253H20V252H19ZM21 253H22V251H21ZM48 253H50V252H48ZM122 253H123V251H122ZM127 253H128V252H127ZM151 253H152V252H151ZM13 254H14V253H12V255H13ZM16 254H17V253H16ZM22 254H23V253H22ZM175 254H176V255L178 254V256L175 257ZM3 255H4V254H3ZM17 255H20V254H17ZM27 255H28V254H27ZM27 255H26V257H27ZM34 255H35V254H34ZM224 255H225V254H224ZM10 256H11V255H10ZM162 256H166V253H165L164 255H162ZM194 256H193V257H194ZM221 256H220V257H221ZM24 257H25V256H24ZM24 257H23L22 259H24ZM26 257H25V258H26ZM34 257H35V256H33V258H34ZM169 257H168V258H169ZM172 257H173V259H172ZM186 257H187V255H186ZM193 257H191V259H193ZM220 257H218V258H220ZM222 257H221V258H222ZM3 258H4V257H3ZM8 258H9V256H8ZM17 258H19V257H17ZM37 258H38V257H37ZM50 258H51V257H49V259H50ZM53 258H54V257H52V260H53ZM160 258H161V256H160ZM165 258H166V257H165ZM165 258H163L164 263H166ZM168 258H167V259H168ZM182 258H184V257H182ZM189 258H190V257H189ZM0 259H2V257H0ZM10 259H11V258H10ZM20 259H21V257H20ZM20 259H19V260H20ZM26 259H28V258H26ZM31 259H32V258H31ZM31 259H30V261H31ZM47 259H48V257H47ZM49 259H48V260H49ZM199 259H200V260H199ZM204 259H205V260H204ZM211 259H212V258H211ZM15 260H16V259H15ZM48 260H47V262H48ZM55 260H56V259H55ZM157 260H159V258H158ZM161 260H162V259H161ZM203 260H204V261H203ZM229 260H230V259H228V262H227V263H231V264H232V262L235 261V260H233V259H231L230 261H229ZM10 261H12V260H10ZM32 261H33V259H32ZM32 261H31L30 263H32ZM38 261H39V260H38ZM53 261H54V260H53ZM167 261H168V260H167ZM176 261H178V262H176ZM3 262H4V261H3ZM7 262H8V259H7ZM27 262H28V261H27ZM33 262H35V264H36V262H37V261H36V258H35V260H34ZM39 262H40V261H39ZM39 262H38L37 264H39ZM43 262H44V260H43ZM43 262H42V263H43ZM154 262H155V263H153V264H158V263H156V261H154ZM10 263H11V262H10ZM10 263H8V264H10ZM15 263H16V262H15ZM42 263H40V264H42ZM45 263H46V261H45ZM164 263H163V264H164ZM168 263H169V261H168ZM11 264H12V263H11ZM48 264H50V263H48ZM114 264H117V263H114ZM118 264H119V263H118ZM120 264H121V263H120ZM123 264H124V263H123ZM151 264H152V263H151ZM166 264H167V263H166ZM169 264H170V263H169ZM179 264H185V261H184L183 263H182V261H181V263H179Z\"/></svg>",
	"mask_w": 264,
	"mask_h": 264
}]
</instances>
